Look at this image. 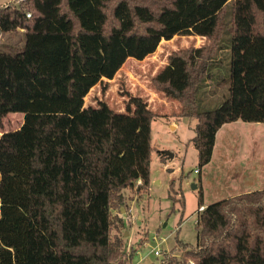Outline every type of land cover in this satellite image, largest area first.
I'll list each match as a JSON object with an SVG mask.
<instances>
[{
	"label": "trees",
	"instance_id": "obj_1",
	"mask_svg": "<svg viewBox=\"0 0 264 264\" xmlns=\"http://www.w3.org/2000/svg\"><path fill=\"white\" fill-rule=\"evenodd\" d=\"M228 25L229 97L200 111L198 87L212 77ZM18 28L25 44L0 47V127L10 113H24L18 129L0 136V264H128L119 261L122 239L111 235L112 210L121 209L124 190L138 196L149 190L157 114L140 96H130L125 112L86 104L92 88L113 79L128 59L144 60L176 36L207 39L173 51L151 81L179 102L175 116L196 119L191 140L200 167L210 163L224 124L264 123V0L0 6V33ZM176 186L170 183V197L184 208ZM198 203L204 206L202 190ZM196 231V245L179 241L150 264H264V188L205 206Z\"/></svg>",
	"mask_w": 264,
	"mask_h": 264
},
{
	"label": "rangeland",
	"instance_id": "obj_2",
	"mask_svg": "<svg viewBox=\"0 0 264 264\" xmlns=\"http://www.w3.org/2000/svg\"><path fill=\"white\" fill-rule=\"evenodd\" d=\"M19 1L0 0V6ZM230 8L229 3L228 11ZM231 36L228 25L221 40V50L209 68L212 77L198 87L200 111L215 110L229 97ZM25 39L23 29L2 32L0 47L7 50L22 47ZM206 42L207 39L196 36H176L163 41L156 52L144 60L128 59L113 79L103 80L86 97L87 105L98 106L106 102L115 111L125 112L130 96H140L157 114L152 121L149 190L142 196L134 195L132 190H124L125 201L121 209L116 207L112 212V238H121L124 243V254L119 261L127 259L128 264H150L159 262L164 253L170 252L179 241L196 245L200 190L205 191V203H214L264 188V123L259 122L263 126L244 121L224 124L217 134L212 160L200 167L198 150L191 140L195 136L196 119L175 116L180 109L179 102L152 86L153 76L167 64L173 51L202 46ZM23 120L24 113H10L3 119L0 136L18 129ZM176 121L179 123L177 127ZM162 152L169 153L162 158L163 161ZM172 181L184 195V208L170 197ZM156 250L161 254L156 255Z\"/></svg>",
	"mask_w": 264,
	"mask_h": 264
},
{
	"label": "crops",
	"instance_id": "obj_3",
	"mask_svg": "<svg viewBox=\"0 0 264 264\" xmlns=\"http://www.w3.org/2000/svg\"><path fill=\"white\" fill-rule=\"evenodd\" d=\"M106 80V79H105ZM178 121V120H177ZM174 122V124L176 125L175 127H177L178 125H179V123L178 122ZM239 121H241V120H238V121H235V122H231L232 124L234 123V124H238V122ZM196 123V122H195ZM256 124H257V126H263V125H261V124H259V122H255ZM260 123H263V122H260ZM226 125V124H225ZM175 127H173V129H175ZM223 127V126H222ZM219 132V131H218ZM218 134V133H217ZM216 139H217V136H216ZM216 145V144H215ZM214 150H215V147H214ZM213 154H214V152H213ZM212 160V159H211ZM199 172H201V171H199ZM158 182V181H157ZM124 194H126L125 192H124ZM203 194H204V200H205V197H206V194H205V191H204V189H203ZM212 202H207V203H205L204 202V206H207V205H209V204H211ZM114 210V209H113ZM113 210H112V212H113Z\"/></svg>",
	"mask_w": 264,
	"mask_h": 264
},
{
	"label": "built area",
	"instance_id": "obj_4",
	"mask_svg": "<svg viewBox=\"0 0 264 264\" xmlns=\"http://www.w3.org/2000/svg\"><path fill=\"white\" fill-rule=\"evenodd\" d=\"M28 16H30V14H28ZM204 208H205V206H200V207L198 208V211L201 212ZM196 222H197V221H196ZM155 254H156V255H160V254H161V251H160V250H156V251H155Z\"/></svg>",
	"mask_w": 264,
	"mask_h": 264
},
{
	"label": "water",
	"instance_id": "obj_5",
	"mask_svg": "<svg viewBox=\"0 0 264 264\" xmlns=\"http://www.w3.org/2000/svg\"><path fill=\"white\" fill-rule=\"evenodd\" d=\"M166 154H169L168 152H166ZM196 187V185H194Z\"/></svg>",
	"mask_w": 264,
	"mask_h": 264
}]
</instances>
